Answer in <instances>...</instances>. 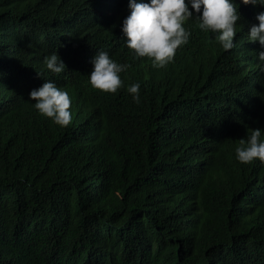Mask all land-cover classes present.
<instances>
[{
  "label": "trees",
  "instance_id": "16d2710c",
  "mask_svg": "<svg viewBox=\"0 0 264 264\" xmlns=\"http://www.w3.org/2000/svg\"><path fill=\"white\" fill-rule=\"evenodd\" d=\"M127 2L0 0V264H264V162L234 153L264 129L246 39L264 6L235 0L229 50L190 18L156 68L124 44ZM96 50L130 64L115 93L88 83ZM53 51L59 74L43 65ZM44 80L68 91L69 125L34 109Z\"/></svg>",
  "mask_w": 264,
  "mask_h": 264
},
{
  "label": "clouds",
  "instance_id": "9594fccd",
  "mask_svg": "<svg viewBox=\"0 0 264 264\" xmlns=\"http://www.w3.org/2000/svg\"><path fill=\"white\" fill-rule=\"evenodd\" d=\"M241 2L264 6V0ZM127 9L128 14L120 26L124 44L131 50L133 59L150 58L156 68L166 66L173 60L178 47L188 43L191 33L185 23L190 18L195 19L201 31L211 33L224 50L233 48L240 20L235 0H128ZM255 20L258 23L249 24L246 39L259 43L261 50L256 54L257 67L264 72V11L257 12ZM90 63L89 85L106 93H115L123 85L120 74L130 67L128 62L121 63L111 58L105 50H96ZM43 65L57 74L66 68L56 51L43 57ZM126 91L134 102L139 103V82L128 84ZM28 98L34 101V109L54 124L65 127L71 123V97L64 86L58 87L54 81L44 80L29 90ZM262 137L264 129L248 131L234 147L236 159L242 163L254 159L264 162Z\"/></svg>",
  "mask_w": 264,
  "mask_h": 264
},
{
  "label": "bare ground",
  "instance_id": "6f19581e",
  "mask_svg": "<svg viewBox=\"0 0 264 264\" xmlns=\"http://www.w3.org/2000/svg\"><path fill=\"white\" fill-rule=\"evenodd\" d=\"M126 72V71H125Z\"/></svg>",
  "mask_w": 264,
  "mask_h": 264
}]
</instances>
